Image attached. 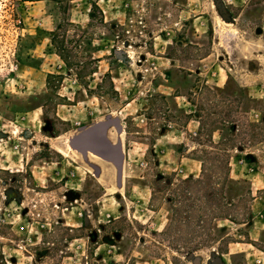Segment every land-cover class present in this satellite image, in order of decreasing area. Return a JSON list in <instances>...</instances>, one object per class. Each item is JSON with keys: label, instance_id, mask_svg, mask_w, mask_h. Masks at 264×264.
<instances>
[{"label": "rangeland", "instance_id": "obj_1", "mask_svg": "<svg viewBox=\"0 0 264 264\" xmlns=\"http://www.w3.org/2000/svg\"><path fill=\"white\" fill-rule=\"evenodd\" d=\"M0 264H264V0H0Z\"/></svg>", "mask_w": 264, "mask_h": 264}, {"label": "trees", "instance_id": "obj_2", "mask_svg": "<svg viewBox=\"0 0 264 264\" xmlns=\"http://www.w3.org/2000/svg\"><path fill=\"white\" fill-rule=\"evenodd\" d=\"M205 186H208L206 181L203 182V181H194V180H191V182H189V184L186 185V189L185 190L188 192V190H190L192 188L205 187Z\"/></svg>", "mask_w": 264, "mask_h": 264}, {"label": "crops", "instance_id": "obj_3", "mask_svg": "<svg viewBox=\"0 0 264 264\" xmlns=\"http://www.w3.org/2000/svg\"><path fill=\"white\" fill-rule=\"evenodd\" d=\"M227 34V33H226ZM108 139L110 140V141H112V142H114V141H117L118 143H120V140H121V137L119 136V135H117V134H109V136H108ZM110 145V144H109ZM112 146V145H111ZM119 148V147H118ZM91 150H89V152H90ZM59 152V151H58ZM88 151L86 152L87 153V155L90 157V158H92L88 153H89ZM93 152V151H92ZM59 153H61V152H59ZM95 153V152H94ZM61 154H63V153H61ZM97 154V153H96ZM99 157H100V159H96V160H103V158L101 157V155H99V154H97ZM93 159H95V158H93Z\"/></svg>", "mask_w": 264, "mask_h": 264}, {"label": "bare ground", "instance_id": "obj_4", "mask_svg": "<svg viewBox=\"0 0 264 264\" xmlns=\"http://www.w3.org/2000/svg\"><path fill=\"white\" fill-rule=\"evenodd\" d=\"M110 147H113V146L110 145ZM90 150H91V149H90ZM91 151H92V150H91ZM91 151H90V152H91ZM88 152H89V151H88Z\"/></svg>", "mask_w": 264, "mask_h": 264}]
</instances>
